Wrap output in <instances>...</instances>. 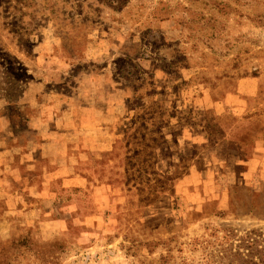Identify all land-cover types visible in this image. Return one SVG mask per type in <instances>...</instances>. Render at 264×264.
<instances>
[{"label":"rangeland","instance_id":"1","mask_svg":"<svg viewBox=\"0 0 264 264\" xmlns=\"http://www.w3.org/2000/svg\"><path fill=\"white\" fill-rule=\"evenodd\" d=\"M0 166V264H264V0H0Z\"/></svg>","mask_w":264,"mask_h":264},{"label":"crops","instance_id":"2","mask_svg":"<svg viewBox=\"0 0 264 264\" xmlns=\"http://www.w3.org/2000/svg\"><path fill=\"white\" fill-rule=\"evenodd\" d=\"M83 112L84 113H83V116L81 118V122H83V128H84V130L82 132H80V133L83 134L84 138H87L89 136V134H91V132L89 130V128H91V123L96 118L94 116L93 117H90L89 115H87V113H88L87 112V107L84 109ZM96 115H97L96 117L100 118L99 114H96ZM34 119L38 120V118H34ZM74 155L76 156V155H82V154H74ZM57 156H62L63 157V155H60V153H58ZM30 164H32V163H30ZM9 166L11 168H17L18 167V169L20 170V168H21V159H20V162L19 163H12V164H9ZM2 174H3V170H2V167L0 166V176H2ZM1 197L2 196L0 195V199H1Z\"/></svg>","mask_w":264,"mask_h":264},{"label":"trees","instance_id":"3","mask_svg":"<svg viewBox=\"0 0 264 264\" xmlns=\"http://www.w3.org/2000/svg\"><path fill=\"white\" fill-rule=\"evenodd\" d=\"M22 114L18 107H15L12 111V114H10V120L13 121V124L15 125H21L22 124Z\"/></svg>","mask_w":264,"mask_h":264}]
</instances>
